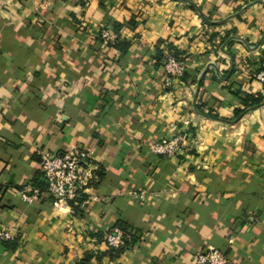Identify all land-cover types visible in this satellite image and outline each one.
Listing matches in <instances>:
<instances>
[{"label":"crops","instance_id":"obj_1","mask_svg":"<svg viewBox=\"0 0 264 264\" xmlns=\"http://www.w3.org/2000/svg\"><path fill=\"white\" fill-rule=\"evenodd\" d=\"M117 25L122 50L101 39ZM171 47L188 75L165 87ZM263 51L264 0H0V222L17 237L0 264H194L208 248L264 264V104L233 118L240 95L264 97L243 66ZM177 134L178 157L151 152ZM75 148L94 175L78 209L21 200L43 152ZM113 228L135 237L121 253Z\"/></svg>","mask_w":264,"mask_h":264},{"label":"built area","instance_id":"obj_2","mask_svg":"<svg viewBox=\"0 0 264 264\" xmlns=\"http://www.w3.org/2000/svg\"><path fill=\"white\" fill-rule=\"evenodd\" d=\"M122 34L121 30L109 27L101 31V39L106 45H114L123 38ZM162 68L166 74L165 87L172 86L175 80L181 81L188 70L186 62L178 59L171 52L165 53ZM256 79L264 84V70L256 74ZM187 140L186 134H177L172 139L155 142L150 150L158 156L176 158L182 154ZM92 170L90 154L85 150L75 148L63 155L50 151L42 153L40 162L41 182L45 184L46 193L51 197L56 210L71 208L70 202L77 200L84 194L85 188L94 179ZM41 195L40 188L35 186H28L19 190L21 200L28 204L34 203ZM130 195L137 196L138 192H131ZM15 238L13 231L0 222V244L14 241ZM129 238V235H126L120 228H113L106 236V244L110 250H118L127 244ZM229 263L228 256L215 248L199 251L194 257V264Z\"/></svg>","mask_w":264,"mask_h":264},{"label":"trees","instance_id":"obj_3","mask_svg":"<svg viewBox=\"0 0 264 264\" xmlns=\"http://www.w3.org/2000/svg\"><path fill=\"white\" fill-rule=\"evenodd\" d=\"M121 28L122 27L119 26V25L115 26V29H117V30H120ZM229 39H230V36L224 37L223 40H222V44L221 45L226 44L229 41ZM121 41H122V39H119L114 45H111V46L116 48V49L122 50L124 48V45H126L125 44L126 42H121ZM169 50L175 57H177L178 59H182V58H180L179 51L173 49L172 47ZM263 54H264V51H263ZM164 56H165L164 52H159L158 55H157V59H156L157 63H160V61H163ZM253 65L257 66V68H255V71L257 73H259L262 70H264V57L259 62L254 63ZM235 72H236V68L234 69V68L231 67L229 70H227L226 72H224L221 75L219 74L217 77L220 80L231 79V77L235 74ZM187 75H188V72H186L185 76L182 79L185 80ZM217 77L215 75V79H217ZM239 95L240 94L238 93V96ZM239 99H240V103L243 106V108H237L235 110V114H234V117H233L234 119H239L245 113H247L248 111H250V110H252L254 108H257V107H259V106L264 104V97L262 95H249V94H244L243 95L242 94V96L241 95L239 96ZM211 117H217V116L214 115V116H211ZM33 186H35L37 188H40L42 194L46 193V186H45V184L43 182H41V175L40 176L38 175V177L35 179V181L33 182ZM83 199H84V194L80 198H78L77 200H75L73 202H70L71 208H73L75 210L78 209L79 208V204L83 201ZM117 225H118V223H117ZM121 229H122V231L124 230L123 232H125L126 235H129L130 238L127 239V244L123 248H120L118 250H111L113 253H121V252H123L135 240L134 239L135 237L133 236V234H132V232H131V230L129 228H124V229L121 228ZM16 240H17V237L15 238L14 241H16ZM7 242H9V241H7ZM7 242H4V243H7ZM224 253L228 256L227 252H224Z\"/></svg>","mask_w":264,"mask_h":264},{"label":"rangeland","instance_id":"obj_4","mask_svg":"<svg viewBox=\"0 0 264 264\" xmlns=\"http://www.w3.org/2000/svg\"><path fill=\"white\" fill-rule=\"evenodd\" d=\"M259 58H260V57H259ZM254 60H255L254 62H256V63L260 61L259 59H256V58H254ZM248 62H249V61H248ZM243 66H248V67H246V68L244 67L245 70H246L244 73H248V72H249L250 75H251L252 77L254 76V77H253L254 80L257 81V79H256V74H258V73L255 71V66H256V65H254V66H250V64H249V65H246V64H245V65H243ZM258 82H259V81H258ZM259 83H260V82H259ZM262 85L264 86V84H262Z\"/></svg>","mask_w":264,"mask_h":264}]
</instances>
